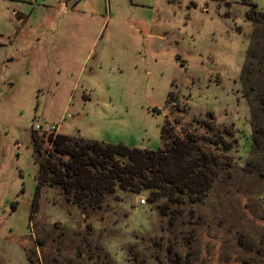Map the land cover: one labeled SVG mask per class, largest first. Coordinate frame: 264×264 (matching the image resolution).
<instances>
[{
    "label": "rangeland",
    "instance_id": "1",
    "mask_svg": "<svg viewBox=\"0 0 264 264\" xmlns=\"http://www.w3.org/2000/svg\"><path fill=\"white\" fill-rule=\"evenodd\" d=\"M260 95L264 0H0V264H264ZM37 123L151 151L161 128L189 137L206 189L81 204L40 174Z\"/></svg>",
    "mask_w": 264,
    "mask_h": 264
},
{
    "label": "trees",
    "instance_id": "2",
    "mask_svg": "<svg viewBox=\"0 0 264 264\" xmlns=\"http://www.w3.org/2000/svg\"><path fill=\"white\" fill-rule=\"evenodd\" d=\"M259 102L262 119L257 117L252 120V147L257 149L264 143L262 95ZM47 134L52 150L45 162L41 163L40 174L45 180L47 174L52 175L51 181L68 192H75L81 204L87 200L97 205L101 195L106 194L107 197L116 189L132 193H139L143 189H181L182 192L191 190L197 193L200 187L203 188L201 191L206 189L202 166L197 162L202 163L204 156L191 145L194 140L174 137L163 128L160 132L163 145L156 151L70 138L63 134ZM32 138L35 144L38 139L36 136ZM38 147L35 144L36 150ZM188 156L192 160H187ZM38 187L37 183L36 192Z\"/></svg>",
    "mask_w": 264,
    "mask_h": 264
},
{
    "label": "built area",
    "instance_id": "3",
    "mask_svg": "<svg viewBox=\"0 0 264 264\" xmlns=\"http://www.w3.org/2000/svg\"><path fill=\"white\" fill-rule=\"evenodd\" d=\"M58 124L57 125H53V124H46V126H44V123H37L33 126V129L36 131L42 130L46 133H53L57 128H58ZM142 203H144V200H142Z\"/></svg>",
    "mask_w": 264,
    "mask_h": 264
}]
</instances>
